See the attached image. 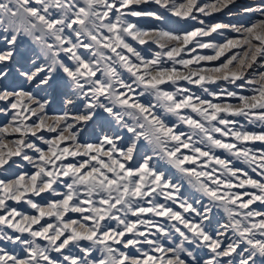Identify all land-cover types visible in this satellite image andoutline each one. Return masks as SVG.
<instances>
[{
    "label": "snow or ice",
    "instance_id": "snow-or-ice-1",
    "mask_svg": "<svg viewBox=\"0 0 264 264\" xmlns=\"http://www.w3.org/2000/svg\"><path fill=\"white\" fill-rule=\"evenodd\" d=\"M0 264H264V0H0Z\"/></svg>",
    "mask_w": 264,
    "mask_h": 264
},
{
    "label": "rangeland",
    "instance_id": "rangeland-1",
    "mask_svg": "<svg viewBox=\"0 0 264 264\" xmlns=\"http://www.w3.org/2000/svg\"><path fill=\"white\" fill-rule=\"evenodd\" d=\"M241 3H245V4H252V5H255L257 3H260L261 0H240ZM211 19V18H209ZM218 19H221L223 20L224 22H227L229 19L232 20V22H236L238 20H240V17L239 16H233V17H218Z\"/></svg>",
    "mask_w": 264,
    "mask_h": 264
}]
</instances>
